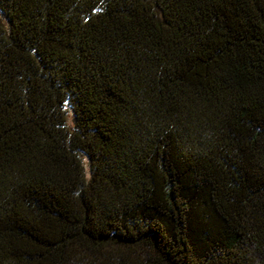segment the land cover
Masks as SVG:
<instances>
[{
    "label": "trees",
    "instance_id": "1",
    "mask_svg": "<svg viewBox=\"0 0 264 264\" xmlns=\"http://www.w3.org/2000/svg\"><path fill=\"white\" fill-rule=\"evenodd\" d=\"M0 264H264V0H0Z\"/></svg>",
    "mask_w": 264,
    "mask_h": 264
}]
</instances>
